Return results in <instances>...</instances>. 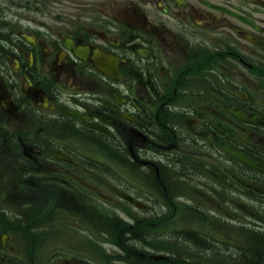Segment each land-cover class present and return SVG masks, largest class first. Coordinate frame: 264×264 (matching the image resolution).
Masks as SVG:
<instances>
[{
    "label": "flooded vegetation",
    "instance_id": "flooded-vegetation-1",
    "mask_svg": "<svg viewBox=\"0 0 264 264\" xmlns=\"http://www.w3.org/2000/svg\"><path fill=\"white\" fill-rule=\"evenodd\" d=\"M31 1L16 33L0 0V264H264V0Z\"/></svg>",
    "mask_w": 264,
    "mask_h": 264
},
{
    "label": "rangeland",
    "instance_id": "rangeland-1",
    "mask_svg": "<svg viewBox=\"0 0 264 264\" xmlns=\"http://www.w3.org/2000/svg\"><path fill=\"white\" fill-rule=\"evenodd\" d=\"M29 1L32 6H26V7L21 8V6H24V5L13 4V6L8 7L6 9L7 16L3 20L8 22L16 33L19 31L30 32V30L34 28L35 19L44 18L40 20H48L47 17H42V16H45V14L34 12V1H31V0ZM183 221H188V223L194 222V223H199V224H207L208 222V220L205 217L199 216V215H192V216L183 215ZM234 231L236 230H233L232 233H234ZM151 240L153 243L155 242L156 247L161 248V249L164 248V242L159 241V239H157L156 237L155 239H151ZM166 244L167 245L170 244V246H166L167 248L175 249L176 247V244L173 245L172 242H168ZM103 254L105 253L103 252ZM92 260H94L95 263L98 264L95 256H92Z\"/></svg>",
    "mask_w": 264,
    "mask_h": 264
},
{
    "label": "water",
    "instance_id": "water-1",
    "mask_svg": "<svg viewBox=\"0 0 264 264\" xmlns=\"http://www.w3.org/2000/svg\"><path fill=\"white\" fill-rule=\"evenodd\" d=\"M231 152H232V154L235 157H237L238 159L242 160L243 162H245V163H247V164H249L251 166L258 167V165L254 161H252L248 157L243 156L240 152H236V151L234 152L232 150H231Z\"/></svg>",
    "mask_w": 264,
    "mask_h": 264
}]
</instances>
